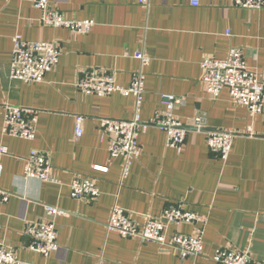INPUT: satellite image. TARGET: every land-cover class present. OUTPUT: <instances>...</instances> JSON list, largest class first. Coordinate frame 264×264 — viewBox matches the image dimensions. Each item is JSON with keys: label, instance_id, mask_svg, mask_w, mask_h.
I'll return each mask as SVG.
<instances>
[{"label": "crops", "instance_id": "crops-1", "mask_svg": "<svg viewBox=\"0 0 264 264\" xmlns=\"http://www.w3.org/2000/svg\"><path fill=\"white\" fill-rule=\"evenodd\" d=\"M33 1L0 0V150H7L0 153V189L12 194L0 206V244L13 247L26 264H216L212 257L220 248L248 252L252 264H264V106L250 117L226 90L211 100L201 82V63L225 60L230 48H239L246 67L264 78V8L242 10L231 0H200L196 8L188 0H149L147 8L130 0H47L68 20L94 22L87 34L75 35L42 26ZM14 37L57 45L58 63L43 83L9 79ZM136 53L148 58L145 66ZM82 71L113 74L124 89L141 71V122L163 111L162 95H172L183 100L174 110L178 121L200 117L206 127L187 126L180 151L166 146L163 131H141L139 158L123 178L122 160L109 158L97 126L103 118L132 120L134 98L82 94L75 88ZM4 105L39 112L34 140L3 134ZM217 130L235 134L226 160L206 144L204 133ZM32 151L48 156L58 184L24 179ZM75 178L93 180L99 196L72 199ZM45 206L63 212L54 219L58 250L47 258L28 250L23 233L25 222L45 219ZM114 206L139 228L145 216L160 218L170 206L195 214L202 224L166 231L192 236L202 230V255L180 259L173 250L107 232Z\"/></svg>", "mask_w": 264, "mask_h": 264}, {"label": "built area", "instance_id": "built-area-1", "mask_svg": "<svg viewBox=\"0 0 264 264\" xmlns=\"http://www.w3.org/2000/svg\"><path fill=\"white\" fill-rule=\"evenodd\" d=\"M138 6L147 8L149 0H130ZM232 6L247 11H258L264 8V0H231ZM34 7L41 12L40 23L44 27L66 29L75 35H85L94 22L91 20L73 21L66 19L60 12L52 8L47 0H34ZM188 5L198 7L200 0H188ZM226 36H230L226 32ZM59 50L55 42H25L20 37L13 38L12 60L9 79L24 84H41L46 76L53 72L58 63ZM135 58L143 67L148 58L142 53H136ZM202 77L207 96L216 101L222 91L226 90L230 100L246 108L250 117L258 116L264 106V78L246 67L243 52L239 48H230L225 60H204L201 63ZM75 88L88 96L107 97L114 93L134 98V117L129 121L100 119L98 132L101 138H107V151L110 159L122 160V177L129 171L132 163L140 155L138 134L153 127L166 135V146L175 150L184 147L187 126H192L197 132L205 129V123L200 117L191 120L189 124L178 121L174 116L176 106L183 100L172 95H162L163 111L156 114L148 123L139 118L142 103L144 74L140 71L132 75L130 86L124 89L117 86L113 74H103L95 71H82L75 83ZM2 132L5 136L25 141H32L36 134L38 111L4 105ZM81 118L76 120L79 128ZM206 144L211 154L220 160H226L231 152L235 134L229 131L206 132ZM1 154L7 150L2 148ZM98 169V168H95ZM1 170V168H0ZM24 179L36 180L41 183L58 184L52 175L48 156L32 151L24 160ZM70 197L74 200H94L99 196V189L91 179L75 178L70 186ZM12 194L0 189V206L6 204ZM45 219L39 222H25L23 233L30 240L28 250L47 258L58 250L57 233L54 219L63 212L56 207L45 206ZM198 216L184 212L176 206L166 208L160 218L144 217L141 228L129 219L126 212L116 206L110 212L106 223L107 232H114L122 238H133L142 243L156 244L167 250H173L180 259L197 258L203 252V231L196 234H168L171 225L202 224ZM216 264H252L255 262L248 252L217 249L212 257ZM0 264H26L17 259L13 247L0 244Z\"/></svg>", "mask_w": 264, "mask_h": 264}]
</instances>
